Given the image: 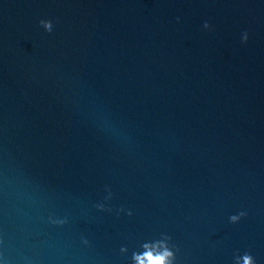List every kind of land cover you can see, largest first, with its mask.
Masks as SVG:
<instances>
[{
    "label": "water",
    "instance_id": "water-1",
    "mask_svg": "<svg viewBox=\"0 0 264 264\" xmlns=\"http://www.w3.org/2000/svg\"><path fill=\"white\" fill-rule=\"evenodd\" d=\"M0 264H264V0H0Z\"/></svg>",
    "mask_w": 264,
    "mask_h": 264
}]
</instances>
